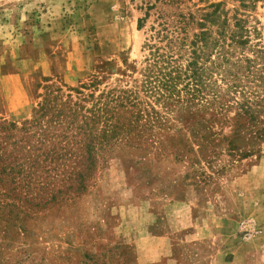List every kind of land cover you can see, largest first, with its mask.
<instances>
[{
	"label": "rangeland",
	"instance_id": "obj_1",
	"mask_svg": "<svg viewBox=\"0 0 264 264\" xmlns=\"http://www.w3.org/2000/svg\"><path fill=\"white\" fill-rule=\"evenodd\" d=\"M212 4L264 38V0H0V121L30 119L50 84L125 87L151 46L185 34L179 15ZM187 136L167 131L160 153L106 155L84 191L49 201L14 172L20 134L6 139L0 264H264V139L259 153L221 149L207 162L197 146L176 154Z\"/></svg>",
	"mask_w": 264,
	"mask_h": 264
},
{
	"label": "trees",
	"instance_id": "obj_2",
	"mask_svg": "<svg viewBox=\"0 0 264 264\" xmlns=\"http://www.w3.org/2000/svg\"><path fill=\"white\" fill-rule=\"evenodd\" d=\"M210 7L213 10L196 17L179 15V29L185 34H166L161 48L151 46L142 67L131 70L139 77L127 80L125 87L100 89L99 81L92 80L63 91L50 84L30 119L19 127L0 121V150L6 139L20 134L12 144L21 143L14 172L45 188L42 195L49 201L61 193L65 197L84 191L106 155L160 153L167 131L188 135L189 149L174 146L177 155L197 146L207 162L221 149L240 157L261 152V29L237 15L230 21L219 4ZM190 26L198 30L189 37L185 28ZM4 154L0 152V161Z\"/></svg>",
	"mask_w": 264,
	"mask_h": 264
},
{
	"label": "built area",
	"instance_id": "obj_3",
	"mask_svg": "<svg viewBox=\"0 0 264 264\" xmlns=\"http://www.w3.org/2000/svg\"><path fill=\"white\" fill-rule=\"evenodd\" d=\"M244 229L246 230V235L250 236L252 229L249 223L244 225Z\"/></svg>",
	"mask_w": 264,
	"mask_h": 264
}]
</instances>
